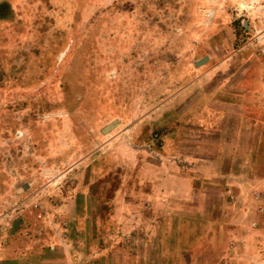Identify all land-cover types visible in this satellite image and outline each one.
Returning <instances> with one entry per match:
<instances>
[{
    "label": "rangeland",
    "instance_id": "1",
    "mask_svg": "<svg viewBox=\"0 0 264 264\" xmlns=\"http://www.w3.org/2000/svg\"><path fill=\"white\" fill-rule=\"evenodd\" d=\"M263 186L264 0H0V264H264Z\"/></svg>",
    "mask_w": 264,
    "mask_h": 264
},
{
    "label": "crops",
    "instance_id": "2",
    "mask_svg": "<svg viewBox=\"0 0 264 264\" xmlns=\"http://www.w3.org/2000/svg\"><path fill=\"white\" fill-rule=\"evenodd\" d=\"M245 77L247 78L246 75ZM243 87L245 90H247L246 85H243ZM178 174H181V173H178ZM183 174L184 175H180V176L177 175L180 178H172L173 176L172 177L169 176L170 178L168 179V181L165 182L164 191H162L163 198L161 199V202L159 204H156L153 206L155 208V211L151 210V212L147 216V219H146L147 222L152 221L153 219L157 220L158 217L163 213H164V216L166 215V213H170L169 211L172 209V207L175 206V202L176 203L180 202V205H182L185 202H188L189 198H187L188 196L185 195L184 192H187L188 195L190 194L191 191L189 190L188 187L191 186V184L189 183L192 181L193 178L191 174H188V173H183ZM183 183H187L189 184V186L187 185L188 186L187 187L183 185ZM192 193L189 195V197H192Z\"/></svg>",
    "mask_w": 264,
    "mask_h": 264
},
{
    "label": "water",
    "instance_id": "3",
    "mask_svg": "<svg viewBox=\"0 0 264 264\" xmlns=\"http://www.w3.org/2000/svg\"><path fill=\"white\" fill-rule=\"evenodd\" d=\"M209 60V57L205 56L203 58H201L200 60H198L197 62H195V67L198 68L200 66H202L203 64H205L207 61ZM116 122H112L111 124L107 125L104 129L103 132H107L110 131L114 126H115ZM27 186H25L23 188V190L26 189Z\"/></svg>",
    "mask_w": 264,
    "mask_h": 264
}]
</instances>
